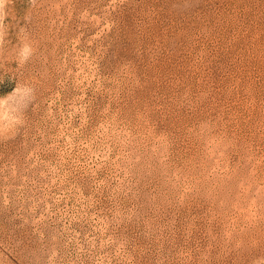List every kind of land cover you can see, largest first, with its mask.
I'll return each instance as SVG.
<instances>
[{
  "label": "rangeland",
  "instance_id": "1",
  "mask_svg": "<svg viewBox=\"0 0 264 264\" xmlns=\"http://www.w3.org/2000/svg\"><path fill=\"white\" fill-rule=\"evenodd\" d=\"M0 264H264V0H0Z\"/></svg>",
  "mask_w": 264,
  "mask_h": 264
}]
</instances>
